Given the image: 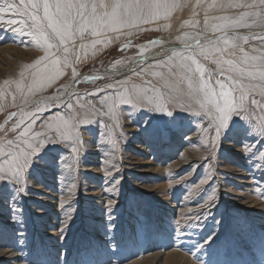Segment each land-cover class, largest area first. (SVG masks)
I'll return each mask as SVG.
<instances>
[{"label":"rangeland","instance_id":"obj_1","mask_svg":"<svg viewBox=\"0 0 264 264\" xmlns=\"http://www.w3.org/2000/svg\"><path fill=\"white\" fill-rule=\"evenodd\" d=\"M211 2L200 0L201 5ZM175 3L179 6L167 18L161 15L150 24H140L131 29L130 36L128 29L106 32L99 38L108 42L94 47L91 41L98 37L90 33L83 41L77 39V48L82 43L88 45L79 48L81 58L51 87L36 92L27 105L16 83L25 85L26 95L32 71L26 66L44 52L26 34L10 32L0 23V140H15L18 135V130H11L16 118L8 120V115L21 109L35 111L37 105L31 100L42 95L56 98V94L69 91L55 106L47 107L50 98L39 105L45 110L37 114L34 131H41L45 121L57 114L67 115L73 110L83 114L78 100L101 107L100 98L114 93L117 82L144 87L151 81L159 87L158 79L150 75L156 62L166 59L173 49H182L177 36L203 27L205 12L197 0ZM244 10H210L208 14L236 15ZM185 20L199 24L195 29L182 27ZM237 31L260 34L264 28ZM153 40L158 43H149ZM125 44L130 46L125 48ZM144 46L147 50L141 58ZM253 48H260L258 40L244 44L245 51L256 54ZM234 52L238 58L239 50ZM149 53L152 56L145 60ZM141 59L145 61L137 63ZM198 59L205 67L215 68L210 61ZM118 60L122 63L117 64ZM72 67L79 81L74 82ZM116 68H120L117 73ZM216 78L213 76V83ZM71 83L74 87H69ZM253 98L264 103L258 93L250 94V109L255 108ZM68 103L73 109L67 108ZM167 108L171 116L122 105L116 113L115 150L100 135L106 130L101 118L95 117L96 123L80 128L82 146L74 169L62 165V157L71 159L70 148L49 143L26 170L23 193L14 182H0V264H14L9 259L17 261L15 264H132L154 253L160 261L153 264H162L166 254L173 251L174 264H264V157L256 155L264 149V137L253 131L251 121L233 115L217 147L212 148L209 141L214 133L203 131L207 118L171 104ZM103 120L112 123L108 117ZM249 144L255 151L246 152L244 145ZM180 159L185 160L183 166L177 164ZM202 179L204 184H200ZM73 184L76 187L69 197ZM213 195L215 199L209 201ZM63 201L69 203L62 206ZM109 201H114L110 209ZM181 256L184 258L179 261Z\"/></svg>","mask_w":264,"mask_h":264},{"label":"snow or ice","instance_id":"obj_2","mask_svg":"<svg viewBox=\"0 0 264 264\" xmlns=\"http://www.w3.org/2000/svg\"><path fill=\"white\" fill-rule=\"evenodd\" d=\"M178 6L175 0H110L107 3L104 0L100 3L95 0H19V3L14 0H0V23L5 24L10 32L19 33L21 36L26 34L44 52L34 64L26 66L32 70L31 82L26 85V95L25 85L16 83V89L21 91L25 105L36 92L51 87L64 74L66 68L81 58L79 48H87L88 45L82 43L77 48L75 41H83L86 33L98 37L91 41V46L94 47L108 42L107 39L99 38L106 32L128 29L127 35L130 36L131 29L140 24H150L161 15L167 18ZM197 6H203L205 12L202 29L177 36L182 49H173L171 55L164 60H158L155 70L150 72L152 77L158 79L159 87L152 85L151 81L146 82L150 86L144 87L134 83L129 85L127 81L117 82L118 87L114 93L109 92L100 98L101 107L98 108L90 101L84 104L78 100L80 109L84 110L83 114L75 110L67 115L57 114L45 121L41 131H34L33 125L36 123L37 114L45 110L39 106L44 104L43 98L31 100V103L37 105L35 111L21 109L19 112H11L8 120L16 118L11 130H18V135L15 140H0V182H14L23 193L26 170L36 162L49 143L70 148L71 159H61L66 169H74L79 163L82 146L80 128L96 123L95 117L101 118L106 130L100 135L115 150L118 120L116 113L122 105L148 108L171 116L172 111L167 108L171 104L207 118L208 124L203 131L211 130L214 133L209 141L212 148L217 147L233 115L251 121L254 132L264 137V103L253 98L251 104L255 108L250 109L247 106L250 94L258 93L264 97V32L243 35L237 31L253 27L264 28V0H212L206 5H201L200 0H197ZM241 8L245 10L236 15L210 17L208 14L210 10ZM5 14L10 15L6 17ZM198 24L199 21L185 20L182 27L190 26L195 29ZM250 40L259 41L260 48L252 49L256 54L244 49V44ZM149 43L156 44L158 41ZM129 46L125 44L123 47ZM236 49L240 52L238 58H235ZM146 50L147 46L141 49V58ZM198 57L210 61L215 68L205 67ZM116 63L120 64L122 61L118 60ZM71 75L73 78L77 76L74 67ZM213 76L217 77L214 83ZM23 77L24 73L21 72V78ZM85 79L97 77L86 76ZM8 83L9 81H5V84ZM50 99L51 103L47 107L55 106L59 97ZM67 108L73 109V104L68 103ZM256 109L259 110L258 113ZM104 117H108L112 123L104 122ZM244 149L246 152L255 151L251 144L244 145ZM256 155L258 158L264 157V149L256 152ZM204 183L202 179L200 184ZM75 187L73 184L69 188V197ZM208 199L213 201L215 197L209 196ZM65 203L68 201H63L62 206ZM113 204L114 201H109L107 207L110 209Z\"/></svg>","mask_w":264,"mask_h":264},{"label":"bare ground","instance_id":"obj_3","mask_svg":"<svg viewBox=\"0 0 264 264\" xmlns=\"http://www.w3.org/2000/svg\"><path fill=\"white\" fill-rule=\"evenodd\" d=\"M202 13V12H201ZM112 46V45H111ZM4 49H7V48H4ZM180 49V48H179ZM8 50V49H7ZM6 50V51H7ZM176 50V49H175ZM238 50V49H237ZM4 51V50H3ZM158 51V50H157ZM8 52V51H7ZM11 52V51H10ZM164 52V51H163ZM162 52V53H163ZM151 53V52H150ZM147 54L146 55V57L144 58L145 60H146V58H149L148 56L150 55V57L152 56L151 54ZM153 53V52H152ZM156 53V52H155ZM235 53V52H234ZM239 53V52H238ZM238 53H236V56H237V54ZM3 54V53H2ZM143 59V60H144ZM165 59V58H164ZM150 66V65H149ZM148 66H146V68H147ZM119 69L120 68H116V70L114 71V72H118L119 71ZM148 70V69H147ZM13 71V70H12ZM122 72V71H121ZM107 73V72H106ZM80 76H79V74H77V76L75 77V78H73V80H74V82L75 81H79L80 80V78H79ZM73 83H71V85L69 86V87H74L73 85H72ZM103 87V86H102ZM104 88V87H103ZM69 89V88H68ZM71 89V88H70ZM90 89V88H89ZM68 92L69 91H65V93H62V92H60V94L58 95V94H56L57 96L56 97H59V100H61L64 96H66V94H68ZM72 96V95H71ZM38 99H41V98H43V100H45V99H49V98H51L50 96L49 97H44L43 95L41 96V97H37ZM10 106V105H9ZM254 131V130H253ZM194 132H196V131H194ZM196 134V133H195ZM156 140V139H155ZM187 140V139H186ZM99 143V142H98ZM103 144V143H102ZM99 147V146H98ZM98 147H96V149L98 148ZM142 147V146H141ZM199 148V147H198ZM99 149V148H98ZM192 151V150H191ZM106 152V151H105ZM198 152V151H197ZM185 153V152H184ZM192 154L194 155V154H196V152L195 151H193L192 152ZM114 157V156H113ZM194 157V156H193ZM113 159V158H112ZM192 159V158H191ZM195 159V158H194ZM197 160V159H196ZM182 160L180 159V161L177 163V164H179V165H182L183 166V164L185 163V160L183 161V162H181ZM188 161V160H187ZM187 161H186V163H187ZM106 162V161H105ZM175 162V161H174ZM61 163V162H60ZM108 163V162H107ZM111 163V162H110ZM189 163V162H188ZM194 163V162H193ZM63 165V164H62ZM104 165H106V164H104ZM179 165H176L177 167L179 166ZM103 166V165H102ZM158 166V165H157ZM175 166V165H174ZM64 167V166H63ZM108 167V166H107ZM185 167V166H184ZM103 168V167H102ZM195 169V168H194ZM242 169V168H241ZM118 170V169H117ZM173 170V169H172ZM175 170V169H174ZM222 170V169H221ZM235 170H236V168H235ZM254 175V174H253ZM57 181V180H56ZM251 182V181H250ZM5 183V182H4ZM119 185V184H118ZM36 187V186H35ZM60 187V186H59ZM91 187H93V186H91ZM101 187V186H100ZM142 188V187H141ZM97 189V188H96ZM93 192V191H92ZM99 192V191H98ZM106 192V191H105ZM162 192V191H161ZM91 194V193H90ZM110 194V193H109ZM115 194V193H114ZM118 195V194H117ZM4 196V195H3ZM2 196V197H3ZM171 196H172V194H171ZM249 199V198H248ZM15 200V199H14ZM48 200V199H47ZM256 200V199H255ZM44 201V200H43ZM46 201V200H45ZM165 201V200H164ZM192 201V200H191ZM20 202V201H19ZM12 203V202H11ZM48 203H49V201H48ZM69 203V202H68ZM96 204H99V203H96ZM172 204H173V202H172ZM176 204V203H175ZM60 207V206H59ZM175 207V206H174ZM192 207V206H191ZM78 209V208H77ZM183 209H186L185 207L183 208ZM197 209V208H196ZM76 210V209H75ZM202 210V209H201ZM39 211V210H38ZM38 214H42L41 212H38ZM44 214V213H43ZM183 216V215H182ZM1 219V218H0ZM49 232V231H48ZM50 232H52V231H50ZM52 234V233H51ZM54 235H56V234H54ZM59 235V234H58ZM57 236V235H56ZM54 238V237H53ZM0 242H1V240H0ZM10 242V241H9ZM6 243V242H5ZM3 247V246H2ZM1 247V248H2ZM96 247V246H95ZM0 248V257L2 256L3 257V249H1ZM8 248V247H7ZM176 251V250H175ZM170 252V251H169ZM174 252V251H173ZM173 252H170V253H167L166 254V257H165V259H164V261H162V264H163V262L164 263H166V264H168V263H170V264H174V258L176 259V257L174 256L175 254L173 253ZM158 254V253H157ZM12 256L13 257H16V255H14V254H12ZM186 257V256H185ZM182 258H184V257H182L181 256V258H180V260L179 261H181V259ZM161 259V258H160ZM177 259H179V258H177ZM139 260V259H138ZM159 260V258H158V255H155V253H154V255H151V257H147L146 259H142V260H140V261H137V262H135V263H132V264H153L154 262H157ZM8 261H10V262H12V263H16L17 261H15V260H13V259H9ZM50 261V260H49ZM160 261V260H159ZM187 261V260H186ZM188 263V262H187ZM6 264H9L8 262L6 263ZM49 264V263H48ZM96 264V263H95ZM178 264H180V262H178Z\"/></svg>","mask_w":264,"mask_h":264},{"label":"water","instance_id":"obj_4","mask_svg":"<svg viewBox=\"0 0 264 264\" xmlns=\"http://www.w3.org/2000/svg\"><path fill=\"white\" fill-rule=\"evenodd\" d=\"M143 61H145V60L141 59V60H140V61H138L137 63H142Z\"/></svg>","mask_w":264,"mask_h":264}]
</instances>
